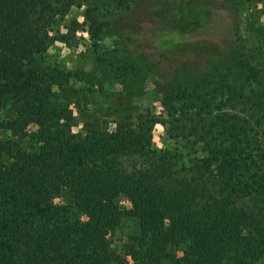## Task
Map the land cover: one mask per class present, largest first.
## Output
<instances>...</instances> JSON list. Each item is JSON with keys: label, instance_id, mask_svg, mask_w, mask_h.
<instances>
[{"label": "trees", "instance_id": "1", "mask_svg": "<svg viewBox=\"0 0 264 264\" xmlns=\"http://www.w3.org/2000/svg\"><path fill=\"white\" fill-rule=\"evenodd\" d=\"M73 1L0 0V112L13 111L0 115V264H255L264 258V223L228 200L264 201V40L247 50L236 27L233 54L204 62L194 46L205 40L189 36L181 20L180 3L188 0H171L175 6L156 18L142 13L138 0H85L88 11L93 6L86 20L115 36L104 52L133 53L155 69L163 111L161 118L150 109L124 115L109 129L102 109L84 104L74 133L68 97L53 88L54 68L38 66L50 40L48 19ZM243 1L249 0L223 8L232 14ZM199 60L202 73L176 81ZM155 123L183 142L191 165L174 166L163 153L132 171L109 162L123 152L156 156ZM173 167L219 179L226 198L192 205L204 193L194 185L169 191ZM124 213L138 219L140 231L118 251L113 234Z\"/></svg>", "mask_w": 264, "mask_h": 264}, {"label": "rangeland", "instance_id": "2", "mask_svg": "<svg viewBox=\"0 0 264 264\" xmlns=\"http://www.w3.org/2000/svg\"><path fill=\"white\" fill-rule=\"evenodd\" d=\"M79 1L82 2L81 5L77 4ZM85 2L74 0L66 11L50 16L46 26L50 36L49 44L38 60L39 67L54 68L53 88L61 96L68 97L65 104L73 111L72 132H78L82 127L79 110L84 104H97L96 106L102 109L101 116L109 129L114 128V121L118 118L124 115L134 117L146 109L161 118L163 107L156 86L159 77L155 69L150 68L148 63L141 61L133 53L127 55L115 50L104 52L105 48L112 45L115 36L104 27L98 32L94 24L86 20V17H90L93 6L90 5L88 11L89 6ZM232 2L233 0H188L186 3H180L183 10L181 20L188 24V35L205 40L194 46L198 51L197 55L194 53L195 57H204V62H212L216 57L232 55L236 49V27L247 50H254L264 40V0L238 3L236 9L232 8L231 14V11L223 6L228 4L233 7ZM174 6L171 0H138V9L144 14L153 13V18L163 9H172ZM104 12L102 10L103 14ZM184 54L186 55L185 52L182 53ZM119 61L123 63L120 70L115 67ZM201 63L199 60L200 65L195 68L191 65L194 64L192 62L186 72L175 77L176 81H184L188 78V73H202L205 68ZM0 115L13 117V111L5 110V113L2 111ZM166 129V125L161 123L153 125L151 145L157 151L156 156L151 155L150 158V155L123 152L108 157L109 162L115 163L122 170L132 171L146 167L148 163L157 160L158 155L170 154L173 156L174 166L191 165L193 155L181 149L183 142L170 139ZM1 135H7V132ZM176 152H180L181 157H178ZM172 172L168 183L165 182L169 191L176 188L184 192L189 185H194L204 193L200 199L193 200L192 205L197 202V206H201L213 199L223 201L226 198L224 184L219 179L212 178V175L200 176L178 167H173ZM179 181H182V185ZM228 200H232L234 206L244 209L264 223V201L257 196L240 195ZM121 206L128 208L129 202L121 200ZM139 231L138 219L124 213L113 234L115 248L122 251L126 238L139 234ZM128 260V264H137ZM255 264H264V258Z\"/></svg>", "mask_w": 264, "mask_h": 264}]
</instances>
